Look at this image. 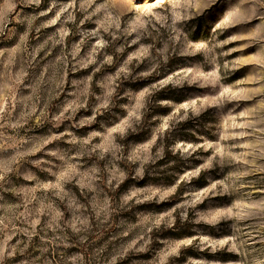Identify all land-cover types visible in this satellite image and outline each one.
Here are the masks:
<instances>
[{
	"label": "rangeland",
	"instance_id": "1",
	"mask_svg": "<svg viewBox=\"0 0 264 264\" xmlns=\"http://www.w3.org/2000/svg\"><path fill=\"white\" fill-rule=\"evenodd\" d=\"M0 264H264V0H0Z\"/></svg>",
	"mask_w": 264,
	"mask_h": 264
}]
</instances>
